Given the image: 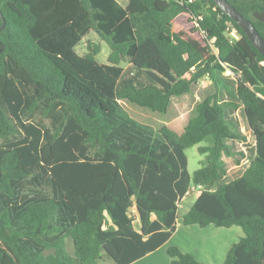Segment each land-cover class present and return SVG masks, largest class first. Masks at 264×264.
<instances>
[{"label":"trees","instance_id":"trees-1","mask_svg":"<svg viewBox=\"0 0 264 264\" xmlns=\"http://www.w3.org/2000/svg\"><path fill=\"white\" fill-rule=\"evenodd\" d=\"M227 1L264 41V0ZM0 14V264H130L179 218L240 227L223 264H264V56L212 0H127L123 11L112 0H0ZM118 23L133 39L114 38ZM91 32L109 48L105 63L98 44L77 52ZM124 63L152 84L117 89ZM201 79L214 91L158 129L120 104L164 114ZM239 109L254 157L222 182L232 144H246ZM200 143L190 175L185 150ZM192 186L203 189L178 216ZM166 254L202 264L175 246Z\"/></svg>","mask_w":264,"mask_h":264},{"label":"rangeland","instance_id":"rangeland-1","mask_svg":"<svg viewBox=\"0 0 264 264\" xmlns=\"http://www.w3.org/2000/svg\"><path fill=\"white\" fill-rule=\"evenodd\" d=\"M116 10H122L125 8L127 0H112ZM97 13V12H96ZM113 26L117 24V22H113ZM119 28H117L114 33V38L117 40H131L133 39V33L130 26H126L125 24L120 25L118 23ZM117 26V27H118ZM110 27L102 28L103 32H107ZM125 33V31H127ZM120 35H123L121 38ZM230 35L234 36L235 33H231ZM89 44H98L100 46V52L97 55V60L100 63H105L107 56L109 54V48L106 42L102 41L100 37L91 32L89 36L84 39L77 47V52L79 54L87 51V47ZM133 48L129 50V55H132ZM124 73L122 74L119 83L117 85V89H119L125 82L128 80H132L136 83L140 84H152V82L148 79V77L142 72L135 69L132 65H128L126 63L123 64ZM224 75L228 76L231 73L227 70ZM214 91L213 87L209 84L206 79H201L197 84H195L189 94L183 95L181 97H173L171 99V104L164 114H160L157 112H151L147 108L138 107L134 104H130L127 102H120L122 108L129 114L131 118L136 120L139 123L148 125L154 129L160 128L162 125L169 123L177 118H181L185 114L189 112H193L195 105L205 98L208 94ZM238 124L240 126V130L246 136V144L242 145L240 143H233L232 146L235 151L234 158L224 157L226 163V175L222 182H229L235 180L242 176L245 170L250 165L253 157V136L251 132L247 129L246 120L242 114V109H239L235 114ZM206 143H200L196 146H192L185 150V155L187 157V170L190 175L196 171L200 165L199 161L203 159L197 152V148L199 146H204ZM196 193H191L189 196H186L181 200L180 207L178 209V216L182 215L187 209L190 207L192 202L194 201ZM135 227L138 229V224L135 223ZM240 229L239 227H236ZM241 230V229H240ZM66 251L69 256L73 257V248L70 239L65 240Z\"/></svg>","mask_w":264,"mask_h":264},{"label":"crops","instance_id":"crops-1","mask_svg":"<svg viewBox=\"0 0 264 264\" xmlns=\"http://www.w3.org/2000/svg\"><path fill=\"white\" fill-rule=\"evenodd\" d=\"M236 227L217 228L208 225L200 228L196 225L185 226L179 218L176 221L174 231L164 244L130 264H170L171 259L166 254V249L170 246L177 247L183 253L191 254L202 264H223L230 247L244 235L240 230L241 228ZM99 264L115 263L103 257Z\"/></svg>","mask_w":264,"mask_h":264},{"label":"water","instance_id":"water-1","mask_svg":"<svg viewBox=\"0 0 264 264\" xmlns=\"http://www.w3.org/2000/svg\"><path fill=\"white\" fill-rule=\"evenodd\" d=\"M213 3L220 9L222 13L227 15L233 22H235L251 44L264 56V41L261 39L257 31L255 30L252 22L243 17L233 6L229 4L227 0H212ZM2 20L0 30L4 28L5 21L0 14Z\"/></svg>","mask_w":264,"mask_h":264},{"label":"built area","instance_id":"built-area-1","mask_svg":"<svg viewBox=\"0 0 264 264\" xmlns=\"http://www.w3.org/2000/svg\"><path fill=\"white\" fill-rule=\"evenodd\" d=\"M202 189H203V188H202L201 186H192V187L190 188V191H189V193H188L187 196H189L191 193H196V194L198 195ZM184 198H185V197H184ZM181 200H183V198H182ZM180 202H181V201H180ZM180 202L177 204L178 209H179V207H180V205H179Z\"/></svg>","mask_w":264,"mask_h":264}]
</instances>
